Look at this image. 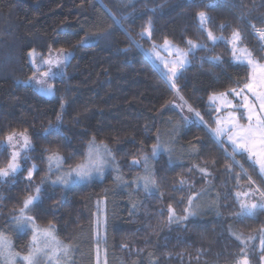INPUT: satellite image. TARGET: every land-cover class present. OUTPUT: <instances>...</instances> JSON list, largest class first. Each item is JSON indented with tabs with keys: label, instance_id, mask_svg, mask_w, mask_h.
Segmentation results:
<instances>
[{
	"label": "trees",
	"instance_id": "16d2710c",
	"mask_svg": "<svg viewBox=\"0 0 264 264\" xmlns=\"http://www.w3.org/2000/svg\"><path fill=\"white\" fill-rule=\"evenodd\" d=\"M201 10L211 17L207 26L215 35L230 37L238 28L244 44L264 57L250 26L264 29V0H0V138L12 130H27L34 145L15 182H0V230L8 231L18 252H28L31 232L9 231L7 225L22 200L34 192L24 179L27 169L33 163L39 166L33 184L46 175L45 149L59 151L69 168L83 159L95 137L111 149L121 172L132 177L142 170V164L133 160L156 143L162 113L179 103L195 110L193 115L183 112L188 123L179 141L196 154L190 161L171 163L159 153L153 163L157 192L137 188L136 210H130L126 192L115 188L109 171L102 180L66 189L45 183L41 201L29 214L41 226L51 221L66 243L91 239L103 246L106 256L94 247L91 264L96 263L95 252L104 264H152V260L153 264H235L244 246L228 231L229 223L255 240L264 237V211L256 217L236 215V193L244 179L251 176L264 188L258 166L247 154L233 159L229 145L210 131L216 110L209 96L239 88L237 81L243 82L248 70L233 61L231 46L224 40L213 44L207 39L196 17ZM149 19L151 39H141L137 33ZM220 24L227 27L221 29ZM164 38L184 50L186 39L205 45L189 53L191 63L177 76L175 88L147 52ZM32 49L43 55L60 49L71 52L65 71L52 81V94L26 81L33 74L28 59ZM57 113L62 114L59 128L46 133L49 123H56ZM8 151L0 154V166L7 162ZM209 182L217 194L218 212L169 222V206L184 214L190 196ZM100 199L105 214L98 244L94 213ZM250 251V264H262L264 251L255 245Z\"/></svg>",
	"mask_w": 264,
	"mask_h": 264
},
{
	"label": "snow or ice",
	"instance_id": "6c2138e0",
	"mask_svg": "<svg viewBox=\"0 0 264 264\" xmlns=\"http://www.w3.org/2000/svg\"><path fill=\"white\" fill-rule=\"evenodd\" d=\"M211 6V5H207ZM155 9H153L154 11ZM196 17L199 20L200 29L206 33L207 39L215 44L217 41L224 40L230 44L232 51L233 61L244 66L247 70V76L243 82L237 81L241 86L239 88H231L226 92L220 93L218 96H210V100H220L223 107L233 108L234 111L230 113L227 120L217 118V127L210 129V131L218 137H226L232 147L230 154L233 159L236 154H247V158L252 160L254 165L258 166V174L264 180V57H257L251 49L244 44V36L240 29L235 28L232 30L230 37H225L223 34L215 35L211 28L207 25L211 22V17L204 10L198 11ZM116 22V21H114ZM254 33L257 35L259 43L258 48L264 52V29L257 28L256 25H250ZM219 27L224 29L227 27L225 24H220ZM128 36L135 40L139 45V41L132 36V33L125 29ZM153 25L149 19L141 31L137 33L141 39L147 37L151 39ZM187 49H180L172 44L167 38H164L163 45H157L155 42L152 44V49L157 58L159 53L155 52L158 47L163 51H174L176 59L169 60L165 63V67L171 64L168 72L165 73L171 81L172 87L175 88V80L182 72L186 65L191 61L188 59L189 53H193L198 48L205 47L202 43H197L192 39H186ZM30 55L33 57L32 64L35 66V71L29 80L35 81L36 84L41 86V90L48 94L53 93L54 86L47 83V80L52 78L55 73L52 72V66L61 64L60 57L65 60L71 55L70 52L60 49L55 60L41 59L38 65L35 59V49L32 50ZM213 61H219L220 57H211ZM48 65V70L40 72L41 65ZM231 95L234 99L239 98V103L233 105L227 97ZM61 110L64 109V104H61ZM189 111H195L189 106ZM240 112L237 117L235 112ZM195 116L203 121V117L198 112ZM241 119H246L247 123H240ZM62 122V114L57 113L56 123H49V127L45 129L46 133L52 130H57ZM160 144L152 146L153 158L161 149ZM4 149H8V160L4 166H0V182H7L12 179L15 182L17 174L21 173L26 167L27 160L30 159L28 152L34 150V145L31 138L27 134V130L8 132L3 138H0V154ZM49 154L44 157L47 160V174L40 180L39 184H33V176L35 172L39 171V166L35 163L27 169V175L24 179L28 182L29 187L34 188L32 194L27 195L22 200V206L16 211L17 215L11 217L13 226L21 233L31 232L30 241L27 245L28 252L22 255L20 252L13 251V243L4 231H0V264H71V255L73 251L71 245H66L61 241L57 234L55 225L49 221L46 226H41L37 223V217L30 215L37 203L41 201V194L43 185L49 179V175L55 171L61 172L56 180L51 181L52 184H60L67 186L74 181H87L94 175H103L106 167H111L115 161L111 149L107 144L101 142L97 143L93 137L87 145V151L81 161L77 162L74 166H69L67 171H63L65 157L60 155L59 151H49ZM144 167L146 172H150L149 157L144 156ZM236 163H239L236 161ZM133 164H139V161L133 160ZM242 167V166H241ZM201 172L205 169L201 168ZM247 175V173H245ZM117 179H120L118 176ZM143 186L146 190L156 185V181L151 175L141 178ZM183 181L181 184L183 185ZM241 187L248 190L244 192H237L236 199L239 203V212L236 214L239 217L250 216L256 217L258 212L264 211V188L256 185V182L251 176H248V183ZM189 207L193 204V198H189ZM187 211V210H186ZM195 213L189 212V215ZM187 217L180 218L186 219ZM169 222L178 219L175 216L174 210L169 206ZM233 235H236L233 233ZM252 237H250L251 239ZM237 239H241L237 236ZM241 243H245L241 239ZM261 251H264V238L261 239ZM264 261V256L260 257ZM235 264H250L248 253L244 248L241 249L239 257L236 259Z\"/></svg>",
	"mask_w": 264,
	"mask_h": 264
},
{
	"label": "rangeland",
	"instance_id": "374dc122",
	"mask_svg": "<svg viewBox=\"0 0 264 264\" xmlns=\"http://www.w3.org/2000/svg\"><path fill=\"white\" fill-rule=\"evenodd\" d=\"M128 1H133V0H128ZM172 44H174V43H172ZM157 45H163V42L159 43ZM174 45L179 47L180 49H183L182 47H180V46H178L176 44H174ZM32 50H30L28 52V59H29L30 64L33 67V71H35V66L32 64L33 57L30 55ZM147 52H148L149 56L151 57V59L155 62V64L164 73H167L168 69L171 67V64H168V67H165V63L167 61H169V60L176 59V54H175L174 51H171V50L163 51L159 47L157 49H155V52L159 53V57H162L163 59L157 58V56L153 52L152 48L148 49ZM57 55H58V50H53L50 53L45 54V55L40 54L39 52L35 51V59H36V62H37L38 65L40 64L41 59H44V60L53 59V60H55ZM69 57L66 60L63 57H60L61 64L59 66H57V65H53L52 66V72L55 73V75L52 78L47 80L48 84L53 85L52 84L53 79H55V78L59 77L60 75H62V73L65 71V65H66ZM48 67L49 66L46 65V64L45 65H41L39 71L40 72H45V71L48 70ZM166 77L169 80L168 76H166ZM26 81L31 83L38 91H40L42 93H46L45 91L41 90V86L36 84L35 81L29 80V78L26 79ZM219 94L220 93H213L210 96H213V95H217L218 96ZM227 99L230 100L233 105L239 103V98H235L234 99L231 95H229L227 97ZM208 100H209L210 104L217 111L216 116H214L215 120H217V118H219L221 120H227L229 115H230V113H232L234 111L233 108L223 107L220 100H214L213 101V100H210L209 98H208ZM171 108H173V109H171ZM171 108H170L171 109L170 111H168V110L164 111L162 113V115H161V118H160V128H159V131L157 133L156 143L155 144H160L162 147H161L160 151L156 154V156L154 158L152 156V149H151V151L149 153H143L141 155L140 159H137V161H139V163L142 164V170L139 173L133 175L132 177H128V176L124 175L121 172V169H120V167H119V165H118V163H117V161L115 159V161L112 163L111 167H106L105 168L103 175H94L90 180H87V181H78L77 180V181H74V182L70 183L66 187L62 186L60 184H52L51 181L56 180L57 176L61 175V172H57L54 169L53 172L49 175V179L45 183H50L51 185H58V186H61L64 189H66V188H69L73 184H84V183H87V182H89V181H91L93 179L102 180L105 177L106 172L111 171L112 177H113V180H114L115 188H117L120 191H125L126 192L127 200L129 201V205H130V210H132V211L136 210V207H137V204H138V198H137L138 196H137V193H136V189L137 188H142L146 192H157V186L156 185L151 187L150 189L146 190L144 188V186H143L144 182H143V180L141 178L145 177V176H148V175H151L152 178H154V175H153V171H154L153 163H154V159L158 156L159 153L162 152V153L166 154V156L168 157V160L171 163L179 162V161H190V160L193 159L194 155L196 154V150L192 146L189 147L188 145H184V144H182L179 141V133L181 132V129H183V127H185L187 125V123H188V120L183 115V112L187 113L189 115L190 114L193 115V112L189 111L188 107L184 106L183 103H179V106L172 105ZM235 115L237 117H239L240 116V112L236 111ZM240 123L246 124L247 120L246 119H241ZM217 126L212 127V129H215ZM96 142L97 143H101V142H98V141H96ZM230 148L232 149L231 144H230ZM86 151H87V149H86ZM144 156H148L149 157V162L148 163H149L150 172H146L145 171L144 161H143V157ZM47 167H48V163H47ZM197 167H199V166H197ZM67 169L68 168L63 167V171H67ZM118 176L120 177V179H117ZM247 183H248V181H246V182L243 181V182H241V186L246 185ZM209 184H210V182L202 190H200L199 192H196V194L191 196V198H193V204H192L191 207H189V203H188V207L186 209L187 211H185L184 214L178 215L174 211L175 216L178 219L173 220L172 223H183L190 217H194V216H197V215H203V214H206V213H212V212L216 213V212H218L217 194L211 187L209 188ZM130 186H132L133 189H130ZM247 190L248 189L245 188V187H240V191L239 192H244V191H247ZM96 204H97L96 205V210H95V213H94V228H95L94 238H95V241H97L98 244H101L102 243L101 242L102 241V236L104 234V214H105L104 213V200L100 199V200L97 201ZM105 206H106V200H105ZM189 212H193L195 214L194 215H189ZM168 217H169V215H168ZM184 217H187V218L186 219H180V218H184ZM7 228H8L9 231H17L15 229V227L13 226L12 220L9 221V223L7 225ZM0 231H4L6 233V235L11 239V235L8 233V231H6V230H0ZM228 231L236 239H237V236H240L241 239L244 240L245 243H241V239H237L244 246V249L246 250L248 255L251 252L250 249L254 245L256 246V250L257 251L261 250V239L264 238V237L260 236L257 240H255L256 237L254 235H252V234L249 235V234H245V233L241 232L232 223L228 224ZM233 233H235L236 235H233ZM30 237H31V235H30ZM250 237H252V238L250 239ZM11 241H12V239H11ZM12 243H13V241H12ZM63 243L66 244V245H71L72 248H73V251L70 253V255H71V264H91L93 248L94 247H95V249L99 248V246H97L96 242H93V240H91V239L90 240H88V239H86V240L85 239L84 240L83 239H79V240L73 241L72 243H66V242L63 241ZM13 251H17L14 248V245H13ZM99 251H100V256L104 258L106 256V254H105V250H104L103 246H101L99 248ZM21 254L22 255H26L27 253H25V254L21 253ZM95 254H96V261H95L96 263L95 264H104L105 259L100 258L99 253L95 252ZM153 263H155V261L152 260V264ZM119 264H121V263H119ZM262 264H264V261H262Z\"/></svg>",
	"mask_w": 264,
	"mask_h": 264
},
{
	"label": "crops",
	"instance_id": "0c3cea01",
	"mask_svg": "<svg viewBox=\"0 0 264 264\" xmlns=\"http://www.w3.org/2000/svg\"><path fill=\"white\" fill-rule=\"evenodd\" d=\"M216 114H217V111H216V113H215V116H216ZM215 126H217L216 120H215V124H214L213 127H215ZM215 136H216V135H215ZM216 137L222 139L223 141H225V142L229 145V147H230V142L227 141L226 137H218V136H216ZM246 181H248V180H245V179H244V182H246ZM190 197H191V196H190ZM188 201H189V199H188Z\"/></svg>",
	"mask_w": 264,
	"mask_h": 264
}]
</instances>
